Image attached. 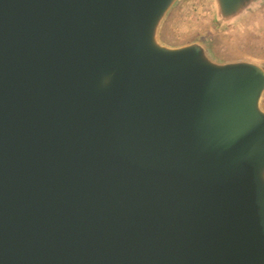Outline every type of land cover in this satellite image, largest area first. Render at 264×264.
I'll list each match as a JSON object with an SVG mask.
<instances>
[{
	"label": "water",
	"instance_id": "95a60500",
	"mask_svg": "<svg viewBox=\"0 0 264 264\" xmlns=\"http://www.w3.org/2000/svg\"><path fill=\"white\" fill-rule=\"evenodd\" d=\"M176 1L0 0V264H264V65Z\"/></svg>",
	"mask_w": 264,
	"mask_h": 264
},
{
	"label": "rangeland",
	"instance_id": "374dc122",
	"mask_svg": "<svg viewBox=\"0 0 264 264\" xmlns=\"http://www.w3.org/2000/svg\"><path fill=\"white\" fill-rule=\"evenodd\" d=\"M157 38L172 46L201 40L214 60H249L264 65V1L217 28L213 0H177L162 19ZM261 107L264 109V94Z\"/></svg>",
	"mask_w": 264,
	"mask_h": 264
}]
</instances>
